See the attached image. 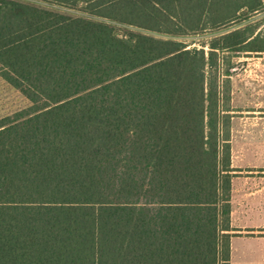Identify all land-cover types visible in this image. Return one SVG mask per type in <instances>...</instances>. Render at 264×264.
I'll return each instance as SVG.
<instances>
[{
  "label": "trees",
  "instance_id": "trees-1",
  "mask_svg": "<svg viewBox=\"0 0 264 264\" xmlns=\"http://www.w3.org/2000/svg\"><path fill=\"white\" fill-rule=\"evenodd\" d=\"M41 1L0 0V264H231L221 54L264 53L263 0Z\"/></svg>",
  "mask_w": 264,
  "mask_h": 264
},
{
  "label": "rangeland",
  "instance_id": "rangeland-1",
  "mask_svg": "<svg viewBox=\"0 0 264 264\" xmlns=\"http://www.w3.org/2000/svg\"><path fill=\"white\" fill-rule=\"evenodd\" d=\"M248 22L264 29V4ZM215 33L206 31L177 39L201 48ZM221 57L226 59L224 71L234 67L231 76L224 77V107L231 118L235 169L231 264H264V53H226ZM29 106L30 101L0 76V119Z\"/></svg>",
  "mask_w": 264,
  "mask_h": 264
},
{
  "label": "built area",
  "instance_id": "built-area-1",
  "mask_svg": "<svg viewBox=\"0 0 264 264\" xmlns=\"http://www.w3.org/2000/svg\"><path fill=\"white\" fill-rule=\"evenodd\" d=\"M24 1H29V2H33V3H37V4H40V5H44V6H48V7H54V5H50L49 3H46L44 1H41V0H24Z\"/></svg>",
  "mask_w": 264,
  "mask_h": 264
},
{
  "label": "crops",
  "instance_id": "crops-1",
  "mask_svg": "<svg viewBox=\"0 0 264 264\" xmlns=\"http://www.w3.org/2000/svg\"><path fill=\"white\" fill-rule=\"evenodd\" d=\"M233 212V211H232Z\"/></svg>",
  "mask_w": 264,
  "mask_h": 264
}]
</instances>
